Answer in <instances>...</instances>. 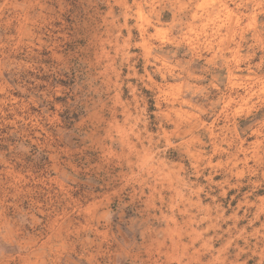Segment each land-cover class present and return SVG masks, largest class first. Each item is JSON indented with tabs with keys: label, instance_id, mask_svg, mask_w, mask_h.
Instances as JSON below:
<instances>
[{
	"label": "clouds",
	"instance_id": "1",
	"mask_svg": "<svg viewBox=\"0 0 264 264\" xmlns=\"http://www.w3.org/2000/svg\"><path fill=\"white\" fill-rule=\"evenodd\" d=\"M0 264H264V0H0Z\"/></svg>",
	"mask_w": 264,
	"mask_h": 264
},
{
	"label": "rangeland",
	"instance_id": "2",
	"mask_svg": "<svg viewBox=\"0 0 264 264\" xmlns=\"http://www.w3.org/2000/svg\"><path fill=\"white\" fill-rule=\"evenodd\" d=\"M77 8H80L81 7V4H79V3H76V5H75ZM40 162L39 161H33V166H34V170H39V168L38 167H35L36 165H38Z\"/></svg>",
	"mask_w": 264,
	"mask_h": 264
}]
</instances>
